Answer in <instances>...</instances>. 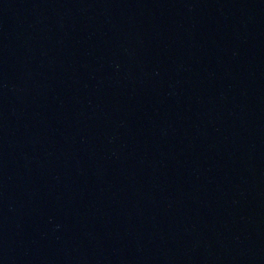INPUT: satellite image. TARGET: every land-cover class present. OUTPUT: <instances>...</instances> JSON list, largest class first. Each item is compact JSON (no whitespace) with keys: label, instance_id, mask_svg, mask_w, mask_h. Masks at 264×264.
Listing matches in <instances>:
<instances>
[{"label":"water","instance_id":"1","mask_svg":"<svg viewBox=\"0 0 264 264\" xmlns=\"http://www.w3.org/2000/svg\"><path fill=\"white\" fill-rule=\"evenodd\" d=\"M0 264H264V0H0Z\"/></svg>","mask_w":264,"mask_h":264}]
</instances>
